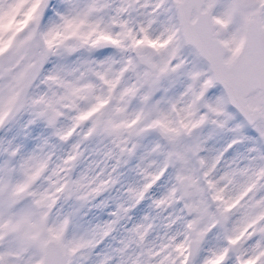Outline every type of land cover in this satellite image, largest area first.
Returning <instances> with one entry per match:
<instances>
[{
  "label": "snow or ice",
  "instance_id": "6c2138e0",
  "mask_svg": "<svg viewBox=\"0 0 264 264\" xmlns=\"http://www.w3.org/2000/svg\"><path fill=\"white\" fill-rule=\"evenodd\" d=\"M0 264H264V0H0Z\"/></svg>",
  "mask_w": 264,
  "mask_h": 264
}]
</instances>
